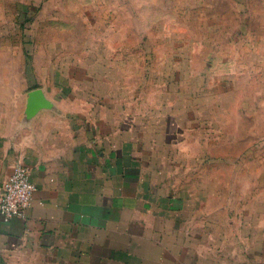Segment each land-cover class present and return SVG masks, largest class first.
<instances>
[{"label": "rangeland", "instance_id": "rangeland-1", "mask_svg": "<svg viewBox=\"0 0 264 264\" xmlns=\"http://www.w3.org/2000/svg\"><path fill=\"white\" fill-rule=\"evenodd\" d=\"M37 86L157 140L175 264H264V0H0V132Z\"/></svg>", "mask_w": 264, "mask_h": 264}, {"label": "crops", "instance_id": "crops-1", "mask_svg": "<svg viewBox=\"0 0 264 264\" xmlns=\"http://www.w3.org/2000/svg\"><path fill=\"white\" fill-rule=\"evenodd\" d=\"M37 87L56 109L0 132V184L21 163L36 185L24 216L0 214V264L178 262L171 247L182 221L160 176L166 153L157 140L119 114L91 111L83 89L65 95Z\"/></svg>", "mask_w": 264, "mask_h": 264}, {"label": "built area", "instance_id": "built-area-1", "mask_svg": "<svg viewBox=\"0 0 264 264\" xmlns=\"http://www.w3.org/2000/svg\"><path fill=\"white\" fill-rule=\"evenodd\" d=\"M35 191L36 185L28 167L18 163L0 184V214L6 218L24 216L32 204Z\"/></svg>", "mask_w": 264, "mask_h": 264}, {"label": "water", "instance_id": "water-1", "mask_svg": "<svg viewBox=\"0 0 264 264\" xmlns=\"http://www.w3.org/2000/svg\"><path fill=\"white\" fill-rule=\"evenodd\" d=\"M44 109H56L55 102L48 97L45 89L42 87H36L29 90L26 94L24 121L30 122L40 111Z\"/></svg>", "mask_w": 264, "mask_h": 264}]
</instances>
